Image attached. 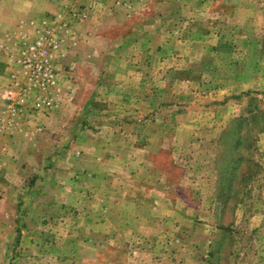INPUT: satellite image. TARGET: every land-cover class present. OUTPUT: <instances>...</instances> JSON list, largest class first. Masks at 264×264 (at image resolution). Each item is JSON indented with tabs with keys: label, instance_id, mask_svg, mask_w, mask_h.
Listing matches in <instances>:
<instances>
[{
	"label": "rangeland",
	"instance_id": "obj_1",
	"mask_svg": "<svg viewBox=\"0 0 264 264\" xmlns=\"http://www.w3.org/2000/svg\"><path fill=\"white\" fill-rule=\"evenodd\" d=\"M0 264H264V0H0Z\"/></svg>",
	"mask_w": 264,
	"mask_h": 264
},
{
	"label": "crops",
	"instance_id": "obj_2",
	"mask_svg": "<svg viewBox=\"0 0 264 264\" xmlns=\"http://www.w3.org/2000/svg\"><path fill=\"white\" fill-rule=\"evenodd\" d=\"M129 195H131L130 197H134V198L131 199L132 201H140V202H141V200L137 199V197L135 196V193H133V194H129ZM119 196H121V198L118 199V202H117L118 206H120V205H119L120 201H124V199H123L124 194H123V195H119ZM118 198H119V197H118ZM116 199H117V197H116ZM127 204H130V203H127ZM105 210H107V207H105L104 211H105ZM120 215H121V214H120ZM102 218H103V220H104L105 216H104V217L102 216ZM121 226H125V224L122 225L121 222H120V223H117V226H115V228H113V232L116 233L117 230H119V231L121 232V230H122V227H121ZM97 231H101V230L97 229ZM102 231H103V230H102Z\"/></svg>",
	"mask_w": 264,
	"mask_h": 264
},
{
	"label": "built area",
	"instance_id": "obj_3",
	"mask_svg": "<svg viewBox=\"0 0 264 264\" xmlns=\"http://www.w3.org/2000/svg\"><path fill=\"white\" fill-rule=\"evenodd\" d=\"M34 47H38V49H39L40 52H41V55L44 56V57H46L47 54L49 53V49L44 47V44H43V42H42L41 40H38V41L36 42V46H32L31 49H33ZM40 68H42V65H40ZM44 71H45L46 73H50V70H49L48 68H44ZM50 76H51V75H50ZM53 81H54V80H53ZM53 81H52V82H53Z\"/></svg>",
	"mask_w": 264,
	"mask_h": 264
},
{
	"label": "trees",
	"instance_id": "obj_4",
	"mask_svg": "<svg viewBox=\"0 0 264 264\" xmlns=\"http://www.w3.org/2000/svg\"><path fill=\"white\" fill-rule=\"evenodd\" d=\"M256 116H257V114H256V115H255V114H253V115H252V119H255V118H256ZM243 120H247V118L245 117V118H243V119H242V121H243ZM251 121L253 122V120H251Z\"/></svg>",
	"mask_w": 264,
	"mask_h": 264
}]
</instances>
